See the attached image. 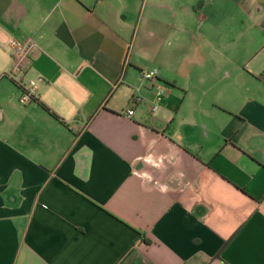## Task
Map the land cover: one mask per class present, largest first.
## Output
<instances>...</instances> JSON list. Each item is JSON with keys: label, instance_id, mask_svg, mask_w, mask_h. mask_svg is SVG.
Instances as JSON below:
<instances>
[{"label": "crops", "instance_id": "obj_1", "mask_svg": "<svg viewBox=\"0 0 264 264\" xmlns=\"http://www.w3.org/2000/svg\"><path fill=\"white\" fill-rule=\"evenodd\" d=\"M263 71L264 0H0V264H264Z\"/></svg>", "mask_w": 264, "mask_h": 264}, {"label": "built area", "instance_id": "obj_2", "mask_svg": "<svg viewBox=\"0 0 264 264\" xmlns=\"http://www.w3.org/2000/svg\"><path fill=\"white\" fill-rule=\"evenodd\" d=\"M9 45L12 49L13 63L11 70L7 72L9 76L14 78L22 87L23 91L21 94V99L25 102L33 101L36 99V84L34 80H31L29 84L23 82V74L27 66L31 63V58L34 49L36 48V42L33 37H27L24 39H19L17 37H12L9 41ZM159 72L158 67H154L148 70H142V76L144 78L150 79L155 78ZM264 78V71L262 72ZM164 97V93L159 91L153 97L152 109H155ZM143 100L142 94L135 93L129 106L124 110L129 116L134 114L135 105Z\"/></svg>", "mask_w": 264, "mask_h": 264}, {"label": "trees", "instance_id": "obj_3", "mask_svg": "<svg viewBox=\"0 0 264 264\" xmlns=\"http://www.w3.org/2000/svg\"><path fill=\"white\" fill-rule=\"evenodd\" d=\"M44 105L46 106L47 109H49L51 111L52 114H54L55 116L59 117L58 114L55 111H53V110H51L49 108V106H47L45 103H44ZM119 264H125V263L124 262H120ZM151 264H154V263H151Z\"/></svg>", "mask_w": 264, "mask_h": 264}]
</instances>
